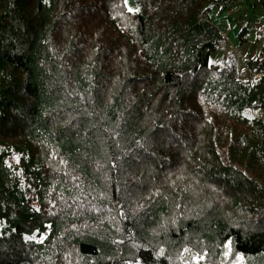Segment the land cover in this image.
Returning a JSON list of instances; mask_svg holds the SVG:
<instances>
[{
	"label": "trees",
	"instance_id": "16d2710c",
	"mask_svg": "<svg viewBox=\"0 0 264 264\" xmlns=\"http://www.w3.org/2000/svg\"><path fill=\"white\" fill-rule=\"evenodd\" d=\"M133 1L0 0V264H264V47Z\"/></svg>",
	"mask_w": 264,
	"mask_h": 264
},
{
	"label": "rangeland",
	"instance_id": "374dc122",
	"mask_svg": "<svg viewBox=\"0 0 264 264\" xmlns=\"http://www.w3.org/2000/svg\"><path fill=\"white\" fill-rule=\"evenodd\" d=\"M209 13V19L227 38L210 56V63L228 60L230 56L237 59L240 78L252 85L260 75L249 71L245 60L254 59L264 47V0H221ZM128 9L137 11L133 0H126ZM248 115L264 120V109L249 110ZM239 264V263H238Z\"/></svg>",
	"mask_w": 264,
	"mask_h": 264
},
{
	"label": "snow or ice",
	"instance_id": "6c2138e0",
	"mask_svg": "<svg viewBox=\"0 0 264 264\" xmlns=\"http://www.w3.org/2000/svg\"><path fill=\"white\" fill-rule=\"evenodd\" d=\"M132 9H129V11H131ZM137 11H138V9H137Z\"/></svg>",
	"mask_w": 264,
	"mask_h": 264
},
{
	"label": "built area",
	"instance_id": "2783aa9c",
	"mask_svg": "<svg viewBox=\"0 0 264 264\" xmlns=\"http://www.w3.org/2000/svg\"><path fill=\"white\" fill-rule=\"evenodd\" d=\"M220 4V3H219Z\"/></svg>",
	"mask_w": 264,
	"mask_h": 264
}]
</instances>
